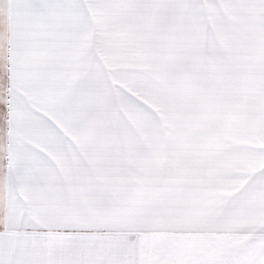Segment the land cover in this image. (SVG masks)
<instances>
[{"label": "snow or ice", "instance_id": "obj_1", "mask_svg": "<svg viewBox=\"0 0 264 264\" xmlns=\"http://www.w3.org/2000/svg\"><path fill=\"white\" fill-rule=\"evenodd\" d=\"M0 264H264V0H0Z\"/></svg>", "mask_w": 264, "mask_h": 264}]
</instances>
